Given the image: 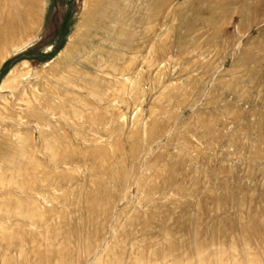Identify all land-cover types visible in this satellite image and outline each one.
Segmentation results:
<instances>
[{"label": "rangeland", "instance_id": "1", "mask_svg": "<svg viewBox=\"0 0 264 264\" xmlns=\"http://www.w3.org/2000/svg\"><path fill=\"white\" fill-rule=\"evenodd\" d=\"M9 6L0 264H264V0Z\"/></svg>", "mask_w": 264, "mask_h": 264}, {"label": "bare ground", "instance_id": "2", "mask_svg": "<svg viewBox=\"0 0 264 264\" xmlns=\"http://www.w3.org/2000/svg\"><path fill=\"white\" fill-rule=\"evenodd\" d=\"M21 1H23L27 5L30 2L36 3L37 0H21ZM5 6H7V5L5 4ZM35 6H36V4H35ZM14 7L15 6H13L11 8H10V6L6 7L7 11H5V12L0 10V42L1 43L2 42L3 43L9 42L12 39V37L14 36V34L23 28L25 19L29 15L26 11L27 9L26 10L25 9L24 10L19 9V11L17 13V11H15L16 8H14ZM16 7H18V6H16ZM29 10H30V8H29ZM31 10H32V8H31Z\"/></svg>", "mask_w": 264, "mask_h": 264}]
</instances>
